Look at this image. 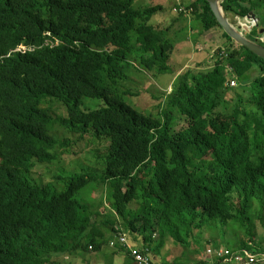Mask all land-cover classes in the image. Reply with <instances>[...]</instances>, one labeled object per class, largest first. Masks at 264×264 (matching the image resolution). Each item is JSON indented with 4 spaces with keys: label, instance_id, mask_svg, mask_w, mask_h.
I'll return each instance as SVG.
<instances>
[{
    "label": "trees",
    "instance_id": "trees-1",
    "mask_svg": "<svg viewBox=\"0 0 264 264\" xmlns=\"http://www.w3.org/2000/svg\"><path fill=\"white\" fill-rule=\"evenodd\" d=\"M136 1L0 0V264H64L56 259L78 255L90 264L115 235L135 239L156 264H208L202 255L166 259L169 241L202 254L205 236L213 247L264 252V237L256 239L264 216V60L233 42L207 0H193L200 32L223 31L228 56L219 48L213 68L187 71L157 114L144 112L126 100L133 93L121 85L125 71L136 64L155 78L174 74L169 52L179 39L170 34L184 13L152 24L164 6ZM263 5L223 3L242 17ZM233 60L228 75L243 83L259 71L242 93L218 86ZM94 141L88 154L101 167L50 178L63 181L60 192L34 179L60 156L83 158ZM103 189L110 208L78 200Z\"/></svg>",
    "mask_w": 264,
    "mask_h": 264
},
{
    "label": "rangeland",
    "instance_id": "rangeland-1",
    "mask_svg": "<svg viewBox=\"0 0 264 264\" xmlns=\"http://www.w3.org/2000/svg\"><path fill=\"white\" fill-rule=\"evenodd\" d=\"M173 1L174 0H137L135 6L137 8H145L153 5H163L164 10L161 13L156 14L154 19L151 21V23L154 24L155 22L166 21L167 24L170 23L168 17L172 15L173 11L175 12L176 10L175 6H173V3H171ZM179 6L181 8V10H179L180 11L179 13L183 12L184 18L188 19L189 17H187L188 14L186 12L192 13V9H189L190 6L189 7H184L182 5ZM194 22H195L194 26L201 25L199 22H196L195 19ZM186 23H188V20ZM184 24L185 23L178 24V26L173 28L174 31L171 32L170 34L171 35L170 39L175 41H177V39L181 40V43L176 44L174 48L169 52V57H170L169 65L173 68L174 74H163L159 76V78H155L150 72L142 70L136 64H132L129 67H127L125 72L129 74V79L127 81H123V84L121 85L123 86L125 91H128V93H133V95H131L132 98L127 97L126 100L128 103H130L131 105L134 104L136 107H138L144 112L157 114L159 109H161L162 106H164L165 99L170 95V93L176 86V83L180 80L181 76L183 74H186L187 71L198 72V70L193 67L196 64L192 58L194 55L200 56V58L202 57L201 65L203 66V63L205 62V57H207L206 56L207 50H210L211 47L209 48L210 45L201 42L209 40L212 37H209L206 34L202 36V32H200L202 28L201 26H199L198 29L199 36L194 37V41L188 40V38L185 36V33H187L186 29L181 28V25L184 26ZM212 31H215V29H212ZM177 32L178 34H176ZM208 33H210L211 36V32ZM214 38H215L213 39L214 41H218L220 39L215 36ZM220 47L221 46L210 50L211 51L209 54L210 57L212 54L216 53V51ZM19 49H23V47H20ZM190 49H192V53L189 52V57L186 58L185 50L189 51ZM206 70L209 69H205V68L201 69V71H206ZM234 91L241 92L243 91V88L241 87L236 88ZM243 96L245 99H247L249 98L250 95H248L247 93H243ZM85 103L86 105H90V106L102 104L101 102H97V101H87ZM56 132L57 135H59L60 137L64 134V131L63 130L61 131V129H57ZM63 138L66 139L67 136H63ZM96 142L97 141H94L89 145V147H86L87 151L83 158L72 160L67 158L66 156L64 157L60 156L58 161L53 163L51 166L45 168V171H47L46 177L37 174L34 175V179L36 181H42L46 185L50 184L53 187H55V189H57L56 190L57 192H60L63 187V181L54 180L50 178L55 176H60L61 174H70V173L76 174L81 172V170L87 171L88 170L87 168H89V166H94V167L102 166L101 161L97 160L94 157V155L88 154L92 149L95 148ZM54 152H59V148H56ZM99 193L100 195H97L96 193L93 194L91 193V195H89L87 192H85L84 194L79 195L78 200L81 198L86 199V203L89 206L95 205L97 207H100L99 204L102 203L104 204L103 207L110 208V205L105 201L106 191L103 189L100 190ZM101 210H103L102 207L99 210V212ZM260 236L264 237V216L262 217V222L259 223V221H257L256 224V239L258 240ZM118 237H119L118 235H115L113 241L109 242L108 245L106 246L105 251L101 255H99L96 261L91 260L90 264H122V262L124 263L126 261L125 254L121 253V255H117V249L111 248L112 243L115 244L117 243ZM126 237L129 238L128 236ZM129 240L131 243H134L138 247H140V245L136 242L135 239L129 238ZM138 240L141 241V239ZM130 242L129 244L133 246ZM168 245L173 246L171 253L168 254L169 255L168 257H166V259L170 262L177 258H182V257H189L191 258V261L193 260L194 262H196V260L198 259L197 257L199 255H202V257H204L208 263L209 260L207 255L208 249L216 250L222 248L225 249V251L228 250V252L231 255H233V253H237V252H233V250H229L226 247L227 246L226 244L222 245L225 247H213L211 243L210 244L208 243L207 236L204 237V240L201 243V245L203 246L202 254L200 253L201 250L199 251L197 246L191 247L192 252L182 253L183 249L185 248L175 245L171 241L168 242ZM91 250L92 248H90L88 252H92ZM244 251L252 252L249 249ZM260 251L262 250L260 249ZM184 254H186V256H183ZM214 257L217 258L216 255H214ZM88 258L89 257L87 256L78 255V256H66V257L64 256L62 258H57L56 260L57 261L62 260L64 264H88ZM216 263L217 261H215L214 264ZM133 264L135 263L133 262ZM232 264H239V262L234 261ZM249 264H254V263H249Z\"/></svg>",
    "mask_w": 264,
    "mask_h": 264
},
{
    "label": "crops",
    "instance_id": "crops-1",
    "mask_svg": "<svg viewBox=\"0 0 264 264\" xmlns=\"http://www.w3.org/2000/svg\"><path fill=\"white\" fill-rule=\"evenodd\" d=\"M226 0H223V3L225 2ZM173 6H175L176 10L175 12L173 11L172 15H170L168 17V20H170L171 18H174V17H177L179 15L180 17V13H179V8L180 6L179 5H182L184 7H189L192 5L193 3V0H174L173 2ZM224 7V6H223ZM225 9V8H224ZM181 10V9H180ZM226 12V11H225ZM188 14L187 17H189L188 19L187 18H184V15L180 17V20H181V24L185 23L184 26L181 25V28H185L186 29V32L185 33V36L188 38V40H191V41H194V37H198L199 36V25H195L194 26V19L195 17L192 15L191 12H186ZM227 17L229 19V21L234 25L236 26L242 33H244L245 35H247L249 38L251 39H256L258 38V34L254 31V30H250V26H251V20L252 19H260L259 22H260V25L262 24V22L264 21V5L259 7L257 9V12L256 14H250L248 16H245V17H242L240 15H237L233 12H229L227 13ZM194 18V19H193ZM165 19V18H164ZM188 20V23H186ZM178 26V24H175L174 23V27ZM264 30V27L262 28ZM211 32V36H210V33L206 34L207 36L209 37H212L211 39L209 40H206V41H203L201 43H206L207 45H210L209 48L210 50H212L213 48H216V47H219L221 46L220 48H226L228 49L230 46H225L224 44V41L225 39L223 38V31H220V30H215V31H210ZM205 35L202 33V36ZM217 37V38H220L218 41H214L213 39ZM181 43V40L177 41V44ZM190 43V42H189ZM210 50H207V57H205V62L203 63V66L201 65V60H202V57L200 58V56H197V55H194L192 58L193 60L195 61V65L193 66L195 69H197L198 71H201V69L205 68V69H210L211 67H214L215 65V61H214V58H211L210 57ZM186 51V58L189 57V52L192 53V49H190L189 51L185 50ZM228 55H225L223 57H221L222 59H224L225 57H227ZM235 63V60L233 61H229V63H227L225 69L223 70V72L221 73V77L219 78L218 80V86L219 87H223L225 88V86L228 88L229 86L230 87H234L235 89L236 88H244V89H251V85H252V82L255 81L258 77V74H259V71H257V69L255 70V72L253 73L252 77L247 83H243L240 79H237L235 78L234 76H231V74L228 75V72L231 70L232 71V65ZM227 75H228V79H227ZM233 83H235V85L233 86ZM242 93V91L240 92ZM248 95H250L248 92H246ZM131 248H134L136 249L135 247L129 245ZM128 253V251H127ZM125 254V256L127 257L128 255L130 256V254ZM140 253L142 254V256H146L147 258L150 259L151 263L152 264H156L154 262V260H152L153 257L149 256V255H146V253L143 251V250H140ZM154 259V258H153ZM133 260V259H132ZM134 261H132L133 263ZM135 263V262H134ZM136 264V263H135Z\"/></svg>",
    "mask_w": 264,
    "mask_h": 264
},
{
    "label": "built area",
    "instance_id": "built-area-1",
    "mask_svg": "<svg viewBox=\"0 0 264 264\" xmlns=\"http://www.w3.org/2000/svg\"><path fill=\"white\" fill-rule=\"evenodd\" d=\"M251 26L250 30H254L258 34V39L261 44L264 45V32L263 27L260 25V22L258 19H252L251 20ZM227 49L223 48L222 55L226 54ZM216 53L212 54V57L215 56ZM235 83H233V86ZM117 244L120 245V247L127 250L130 254V257L133 259V261L136 264H152L150 259L146 256H142L139 250L131 248L128 243L127 239L123 236H120L117 240ZM115 243L111 244V248H115ZM260 250H255L252 252L249 251H243L242 253H233L231 255L228 250L225 251V249L219 248L216 250L208 249L207 255L210 260L208 262L210 264H214L215 261L221 260L222 264H232L234 261H238L239 264H249V263H261L264 262V252ZM216 255L217 258L214 257ZM243 260V261H242Z\"/></svg>",
    "mask_w": 264,
    "mask_h": 264
},
{
    "label": "water",
    "instance_id": "water-1",
    "mask_svg": "<svg viewBox=\"0 0 264 264\" xmlns=\"http://www.w3.org/2000/svg\"><path fill=\"white\" fill-rule=\"evenodd\" d=\"M207 1L209 2L219 24L222 26L223 30L231 37L233 42L240 46L248 48L256 56L264 60V45L260 43L258 38H249L229 21L225 9L223 7V0Z\"/></svg>",
    "mask_w": 264,
    "mask_h": 264
},
{
    "label": "clouds",
    "instance_id": "clouds-1",
    "mask_svg": "<svg viewBox=\"0 0 264 264\" xmlns=\"http://www.w3.org/2000/svg\"><path fill=\"white\" fill-rule=\"evenodd\" d=\"M127 243H128V245H130L128 240H127ZM133 247H134V246H133ZM126 251H127V250H126Z\"/></svg>",
    "mask_w": 264,
    "mask_h": 264
}]
</instances>
